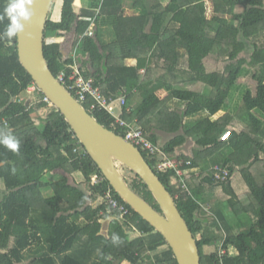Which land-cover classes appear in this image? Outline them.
Here are the masks:
<instances>
[{
    "label": "trees",
    "instance_id": "obj_1",
    "mask_svg": "<svg viewBox=\"0 0 264 264\" xmlns=\"http://www.w3.org/2000/svg\"><path fill=\"white\" fill-rule=\"evenodd\" d=\"M61 1V21L52 7L44 39L55 77L65 73L69 89L78 69L108 98L125 97L118 112L160 149L139 148L193 233L201 264H264V0H127L131 15L126 0H84L77 13L78 0ZM7 23L0 20V130H11L20 148L0 145V264H178L164 236L116 193L45 101L20 62L18 38L2 36ZM243 80L256 81V91ZM92 102L82 105L124 137ZM168 160L177 169L158 171ZM116 165L162 214L141 177ZM96 176L104 179L91 186ZM107 192L130 213L104 233L107 221L121 219Z\"/></svg>",
    "mask_w": 264,
    "mask_h": 264
},
{
    "label": "water",
    "instance_id": "obj_2",
    "mask_svg": "<svg viewBox=\"0 0 264 264\" xmlns=\"http://www.w3.org/2000/svg\"><path fill=\"white\" fill-rule=\"evenodd\" d=\"M56 0H31L32 17L18 38V56L39 90L70 125L87 153L116 193L161 233L178 264H201L200 250L174 198L146 162L141 150L121 135L105 128L69 92L50 70L44 53L45 30ZM138 174L157 201L162 214L126 183L116 163Z\"/></svg>",
    "mask_w": 264,
    "mask_h": 264
},
{
    "label": "built area",
    "instance_id": "obj_3",
    "mask_svg": "<svg viewBox=\"0 0 264 264\" xmlns=\"http://www.w3.org/2000/svg\"><path fill=\"white\" fill-rule=\"evenodd\" d=\"M88 35L91 36L92 32H89ZM65 77H66L65 73H61L60 76L58 77V80L64 86L66 84ZM69 78H70L69 82L72 83L69 89L75 91L76 96L78 97L76 99L81 104H83L86 101L88 102L89 97H91L93 99V102L91 103V109L107 111L115 119V121H117V123L121 127L125 128L126 132H125L124 138L126 141L132 143L138 148H142L146 150L151 155H154L155 153L160 152V149L156 147L146 137L145 131L141 127H138L133 123H127L121 117V113L118 112V109L125 105L126 100L124 96H120L116 100L108 98L105 94H103V92L100 89L95 88L93 86L92 80H85L80 75L78 69H74V73H72V75ZM34 90H35L34 87L30 88L31 92ZM45 101L50 103V101L47 98H45ZM229 137H230V132H226L223 135L222 140H227ZM177 167L178 165L175 161L168 160L164 163L159 164L157 167V170L162 171V170H165L166 168H176L177 169ZM216 170L219 172L223 171L224 172L223 176L225 177L229 173L227 170H223L220 167H216ZM177 172L179 175H181V171L178 170ZM217 178L218 179L222 178L224 180V178L221 177V173L217 174ZM103 179H104L103 177L96 176L91 180L90 184L91 186H95L99 184L101 181H103ZM105 199L108 202V205H109L108 207H111L112 209H116L120 211L121 219H124L125 216L129 215L130 210L125 205L119 203L118 200L113 199L111 197L110 192L106 193Z\"/></svg>",
    "mask_w": 264,
    "mask_h": 264
},
{
    "label": "clouds",
    "instance_id": "obj_4",
    "mask_svg": "<svg viewBox=\"0 0 264 264\" xmlns=\"http://www.w3.org/2000/svg\"><path fill=\"white\" fill-rule=\"evenodd\" d=\"M30 5L31 0H7L3 11L0 12V20L6 18L8 21L2 36L7 37L9 43L22 34L25 25L30 22L33 15ZM0 145L15 153L19 151L20 140L11 130H0Z\"/></svg>",
    "mask_w": 264,
    "mask_h": 264
},
{
    "label": "rangeland",
    "instance_id": "obj_5",
    "mask_svg": "<svg viewBox=\"0 0 264 264\" xmlns=\"http://www.w3.org/2000/svg\"><path fill=\"white\" fill-rule=\"evenodd\" d=\"M130 4V1H128L127 2V0H126V8H125V12H126V14H131L133 11L131 10V9H129V7H128V5ZM58 4H57V2H55V6H57ZM207 8H208V12H207V15H208V17H212L213 16V14H214V7H213V3L211 2V1H208L207 2ZM55 10V9H54ZM53 10V11H54ZM130 63H135L134 61H129ZM208 67H209V70H213L214 68H215V65H213V64H209L208 65ZM243 83H245V84H247L248 85V87H249V89L254 93L255 91H256V86L255 85H257V82L256 81H254L253 80V82L252 81H250V82H247L246 80H243ZM162 93V95H161V98H164V97H166V96H168L169 94H170V91H162L161 92ZM27 96L26 95H24V96H22V98L21 99H25ZM176 105V104H175ZM171 106H173L172 104H171ZM41 114H34L33 115V118H37V117H39ZM220 115H223V113H221ZM201 117V116H200ZM202 118V117H201ZM193 145V144H192ZM191 145V146H192ZM190 145H189V148L191 147ZM215 169H216V167H215ZM95 205H96V203H95ZM43 207V206H42ZM124 222H123V220H120V219H118V218H111L110 220H109V222L107 221L106 223H105V226H104V233H106L107 231H109V230H116L117 228H118V226H121L122 224H123ZM111 224V225H110Z\"/></svg>",
    "mask_w": 264,
    "mask_h": 264
},
{
    "label": "crops",
    "instance_id": "obj_6",
    "mask_svg": "<svg viewBox=\"0 0 264 264\" xmlns=\"http://www.w3.org/2000/svg\"><path fill=\"white\" fill-rule=\"evenodd\" d=\"M84 0H78V3L75 4L74 6V9H75V13H77V10L78 8L80 7V5L83 3ZM55 2H57V6H55V3H54V6H53V13H52V19L53 21H61V17H62V11H63V7H64V4H63V1L61 0H56ZM132 14V13H131ZM131 14H126V15H131ZM136 121L132 122L133 124L135 123ZM97 205L100 204L99 201L96 203ZM111 225V224H110Z\"/></svg>",
    "mask_w": 264,
    "mask_h": 264
}]
</instances>
